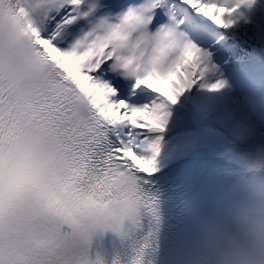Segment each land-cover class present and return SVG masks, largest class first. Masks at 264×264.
I'll return each mask as SVG.
<instances>
[{"label":"snow or ice","instance_id":"6c2138e0","mask_svg":"<svg viewBox=\"0 0 264 264\" xmlns=\"http://www.w3.org/2000/svg\"><path fill=\"white\" fill-rule=\"evenodd\" d=\"M254 3L0 0V264H103L91 234L150 206L169 106L225 86L220 30Z\"/></svg>","mask_w":264,"mask_h":264},{"label":"rangeland","instance_id":"374dc122","mask_svg":"<svg viewBox=\"0 0 264 264\" xmlns=\"http://www.w3.org/2000/svg\"><path fill=\"white\" fill-rule=\"evenodd\" d=\"M255 2L259 4L241 8L248 13L247 22L243 20L240 25L220 30L222 39L213 51L216 71L212 73L211 80L223 81L225 86L215 92L197 87L185 93L186 100H190L191 113H184L188 110L187 106L178 108L170 105L165 130L157 133L161 137V149L172 137L181 133L178 140L182 146L188 148V142L193 138L197 148L205 146L212 133L205 128L210 126L223 136L222 146L227 143L232 151H241L246 145L240 143L237 137L249 126L264 127V0ZM218 52L221 54L218 55ZM253 63L259 69L257 74H253L259 78V83L254 85L244 80L248 69L255 71ZM180 118L185 120L181 127L187 129L186 135V130L179 127Z\"/></svg>","mask_w":264,"mask_h":264},{"label":"bare ground","instance_id":"6f19581e","mask_svg":"<svg viewBox=\"0 0 264 264\" xmlns=\"http://www.w3.org/2000/svg\"><path fill=\"white\" fill-rule=\"evenodd\" d=\"M257 4L259 3L255 2V5ZM239 11L240 15L237 17V22L234 25H240L243 20L246 22L248 21V13H245L243 9H240ZM217 54L219 55L221 53L218 52ZM252 65L256 72L248 69L244 80L247 81V83L253 82L252 84L254 85L259 83V78H255L253 74H257L259 69L257 65L255 66V63ZM173 79H175V77H173ZM161 85H163L165 89L168 87L165 82H162ZM189 104L190 100H186L184 94L174 105L178 108L181 106H187L188 110L184 112L186 114V112H193ZM178 121L180 123L179 127L186 130L184 134L186 135L187 129L181 127L185 120L180 118ZM188 126L191 127L190 122L188 123ZM205 129L212 133L208 137V143L202 147L199 145V148H197V145L195 144L196 142L192 141L194 138L191 139L192 136L190 134L188 137L191 140H189L188 143L190 145L188 146L193 148H187L181 145L178 138H180L183 133L172 137L163 146L157 157V171L150 177H147V179H158L159 184L165 190L173 189V195L169 201L180 202L182 204L180 209L184 212L195 211V216L192 217L193 224H197L195 222L196 220L193 219H197V222L206 218L212 220L209 215L216 214L219 210H221L223 215H227L233 207L234 196L239 188L244 184L257 182V180L253 178L255 176L251 174H242L239 169L234 165L229 164L226 159L222 158L226 151L232 152V148L227 146L226 142L224 146L221 145L220 142H223L224 138L219 131L210 126H206ZM185 162H187L186 165ZM212 164H214L213 166L221 167V169H211L209 165ZM179 174H183V177L187 176L190 179L193 186V188H190L192 189V192L183 188L185 186H175L178 184L175 181ZM260 177H264V175ZM160 178H166L167 180H160ZM185 200H187V205H184ZM189 207L192 211L187 210ZM206 208L212 210L208 216L202 213ZM222 209L225 210L223 211ZM214 222L219 223L220 220L214 219ZM205 230V232H208L207 229ZM209 237L210 236H205V239L207 240ZM201 239L203 238L201 237Z\"/></svg>","mask_w":264,"mask_h":264},{"label":"clouds","instance_id":"9594fccd","mask_svg":"<svg viewBox=\"0 0 264 264\" xmlns=\"http://www.w3.org/2000/svg\"><path fill=\"white\" fill-rule=\"evenodd\" d=\"M246 145L224 159L242 174L264 175V127L252 125L237 137ZM198 264H264V181L242 185L231 211L206 241Z\"/></svg>","mask_w":264,"mask_h":264}]
</instances>
